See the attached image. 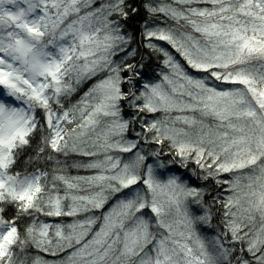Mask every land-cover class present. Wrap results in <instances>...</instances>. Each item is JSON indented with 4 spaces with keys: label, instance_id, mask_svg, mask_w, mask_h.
<instances>
[{
    "label": "snow or ice",
    "instance_id": "obj_1",
    "mask_svg": "<svg viewBox=\"0 0 264 264\" xmlns=\"http://www.w3.org/2000/svg\"><path fill=\"white\" fill-rule=\"evenodd\" d=\"M0 264H264V0H0Z\"/></svg>",
    "mask_w": 264,
    "mask_h": 264
}]
</instances>
